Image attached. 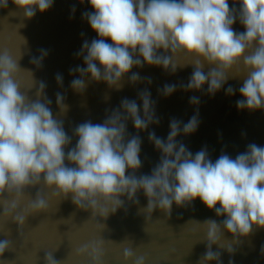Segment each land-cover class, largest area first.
<instances>
[{
    "label": "clouds",
    "instance_id": "9594fccd",
    "mask_svg": "<svg viewBox=\"0 0 264 264\" xmlns=\"http://www.w3.org/2000/svg\"><path fill=\"white\" fill-rule=\"evenodd\" d=\"M11 2L27 20L54 4V0ZM79 2L83 4L84 0ZM87 2L93 11L82 13V19L98 38L84 40L75 54L84 62V66L69 69L70 75L79 73L70 82L75 93L82 95L90 82H104L110 90L120 91L126 77L132 85L144 80L152 83L150 77L131 72L134 67L156 66L175 74L191 66L187 84L179 85L184 91H203L207 84V93L214 96L230 78H243L237 108L264 109V0H232L238 9H230L229 0ZM8 5L9 0H0V9ZM71 11L74 16L75 6ZM237 21L245 29L243 32L233 29ZM40 51L39 57L30 60L37 69L42 68L48 55L47 50ZM180 57L188 62L179 63ZM21 59L22 55L14 58L7 48L0 50V220H11L21 230L29 216L49 211L53 197L59 201L57 211L62 202L70 199L77 210L90 212V219L103 220L120 209L127 213L128 205L139 206L140 194L147 203L137 212L146 214V219L157 209L170 216L174 204L186 208L199 199L223 219L196 221L205 229V237L198 243L206 244L196 264H222V253L213 251V245L225 249L231 257L234 245L256 230H264V147L250 143L235 158L222 152L215 161L206 147L193 154L177 138L197 130V108L186 123L173 118L166 139L155 131L148 132L149 142L160 153L159 161L150 173L137 175L143 167L139 132L160 123L150 91L138 93L142 104L124 98L103 122H82L69 136L59 118L69 110L66 96L55 94L58 114L54 115L46 83L37 81L31 69L21 68ZM22 72L33 80L27 91L18 79ZM55 79L63 87L62 74H56ZM33 88L34 99L29 95ZM176 90V84H165L158 92L167 97ZM235 91L229 85L226 94L233 95ZM189 102L198 106L200 99L191 96ZM129 121L136 134L128 133ZM73 137L76 143L69 147ZM25 200L27 204L22 207ZM226 232L231 235L228 246L222 244ZM125 239L129 246L123 248L122 264H149V257ZM104 243L103 237L82 243L75 249V256L86 258L89 264H105ZM58 248L45 252L44 264H66L69 256L64 260L55 258ZM13 250L10 239H0V264H9L4 254ZM260 252L264 256V245ZM229 264H233L231 259Z\"/></svg>",
    "mask_w": 264,
    "mask_h": 264
},
{
    "label": "water",
    "instance_id": "95a60500",
    "mask_svg": "<svg viewBox=\"0 0 264 264\" xmlns=\"http://www.w3.org/2000/svg\"><path fill=\"white\" fill-rule=\"evenodd\" d=\"M73 6L74 16L71 11ZM229 7L238 9L239 5H233L232 0H229ZM86 11H93L87 0L83 4L79 0H54L52 8L44 13L37 11L31 20L24 19L11 0L6 9H0V50L7 48L14 58L22 55L19 61L21 68L31 69L37 81L46 83L45 92L52 100L51 109L54 115L58 114L55 94L61 92L66 96L65 103L69 105V110L59 118L64 121V128L69 136H72L73 129L82 122H103L105 116L118 108L124 98L134 99L142 104L138 93L148 89L155 101V112L160 123L139 132L142 139L140 158L143 167L137 175L150 173L151 168L159 161L160 153L149 142L148 132L155 131L158 137L166 139L170 131V121L174 118L186 123L196 113L197 108V130L188 136L181 135L177 138L193 154L206 147L210 158L215 161L222 152L235 158L238 153L245 152L250 143L264 147V109L248 111L239 110L236 106L237 100L242 99L239 88L243 84V78H230L213 96L207 93V84L203 91H184L179 87L180 84H187L193 71L191 66L169 74L161 67L145 65L143 68L134 67L131 72H138L141 77H150L151 84L144 80L132 85L126 77L120 91L110 90L104 82H90L82 95L75 93L70 82L79 73L70 75L69 69L84 66L83 58L75 54L80 51L84 40L91 42L98 38L87 21L82 19V13ZM233 29L237 32L245 30L239 21L233 25ZM41 49L47 50L48 55L43 60L42 68L37 69L30 60L34 56L39 57ZM178 62L188 61L187 58L180 57ZM58 73L63 76V87L56 82ZM18 79L22 82L23 90L32 88L30 74L22 72ZM165 84H176L177 90L165 97L158 92ZM229 85L236 90L233 95L226 94ZM35 91L36 88H33L29 92L33 99ZM191 96L199 97L198 106L190 104ZM127 131L129 134L137 132L131 121L127 124ZM75 143L76 138L73 137L69 147ZM32 192L34 194L35 189ZM44 194L50 195L47 192ZM139 199V206L128 205L127 213L120 209L107 220L100 217L97 220L90 219L91 213L77 210L70 199L62 202L57 211L59 201L55 197L50 199L46 214L29 216L21 230L11 220H0V239H10L14 248L13 251H6L3 259L9 264H44L45 252L59 246L54 252L57 260H64L69 256L66 264H89L86 258L75 256V249L82 243L103 237L105 264H122L123 248L129 246L125 238L130 239L132 246L138 247L141 254L149 257V264H196L206 251V244L198 243L204 239L205 229L196 221L203 222L209 218L221 220L223 217H216L214 211L208 210L197 199L186 208L174 204L170 216L157 209L146 219V214L137 212L138 207L146 205V198L140 194ZM26 204L27 200L22 207ZM73 213L74 216L70 217ZM58 224L60 225L57 230ZM230 240L231 235L226 232L222 244L228 246L231 244ZM262 245L264 230H256L241 244L233 246L235 254L231 257L225 249H220L217 245H213V251H221L222 264H229L230 259L233 264H264V256L260 252ZM211 264L216 262L212 261Z\"/></svg>",
    "mask_w": 264,
    "mask_h": 264
}]
</instances>
